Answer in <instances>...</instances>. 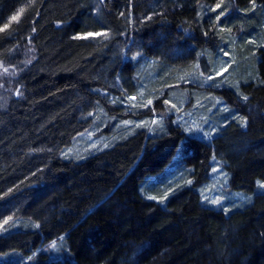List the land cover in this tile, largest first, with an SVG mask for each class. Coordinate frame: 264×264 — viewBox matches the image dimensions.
<instances>
[{
  "label": "trees",
  "instance_id": "trees-1",
  "mask_svg": "<svg viewBox=\"0 0 264 264\" xmlns=\"http://www.w3.org/2000/svg\"><path fill=\"white\" fill-rule=\"evenodd\" d=\"M94 1L0 0V25L27 8L12 35L0 33V64L16 69L0 99V216L11 217L0 264H264V192L229 215L199 193L215 157L232 189L251 194L264 183V45L255 39L264 0H101L100 16ZM102 31L107 38L74 39ZM233 42L238 81L213 95L240 120L216 137L189 135L159 99L160 134L140 128L84 159L64 155L103 111L108 134L149 114L114 102L137 94L146 64L157 83H175L170 73L211 67ZM174 161L193 181L164 206L144 187ZM62 236L69 252L53 258L45 247Z\"/></svg>",
  "mask_w": 264,
  "mask_h": 264
},
{
  "label": "rangeland",
  "instance_id": "rangeland-1",
  "mask_svg": "<svg viewBox=\"0 0 264 264\" xmlns=\"http://www.w3.org/2000/svg\"><path fill=\"white\" fill-rule=\"evenodd\" d=\"M94 5L96 14L100 16L101 0H95ZM101 33L107 32L102 31ZM97 38L105 37L90 39ZM255 39L264 45V29L258 31ZM234 44L233 42L228 49L222 51L211 67L205 64V68H201V70L197 67L192 70L176 69L178 71L169 74L170 79H174L175 83L170 80H165L164 84L157 83L152 65L146 64L141 72L143 83L137 94L129 96L136 97V100L127 102L122 98H116L114 102L123 106L124 112L139 114L148 110L150 115L142 113L136 119L122 120L115 126L114 132L108 134L107 132L101 133L107 127L110 116L103 111L105 114L102 112L100 119L97 116L93 126L74 138L72 144L64 150V155L69 159H84L87 155L113 146L121 137L129 136L140 128H146L150 134H160L164 131L165 121L160 115L159 108L156 107V102L159 99H162L160 106L164 105L167 113L173 114L175 122L180 123L189 135L203 140L213 139L230 121L240 120L224 99L213 95V88L224 87L228 84L235 85V82L238 81L237 77L240 73L238 47ZM3 68H7L8 71L4 72ZM14 73H16V69L14 71V69L4 66L0 68V99L2 96L7 95V98L10 96L12 90L10 82L14 78ZM149 99L153 101L152 104L143 107L142 105L146 104ZM153 120H156L157 123L153 124ZM126 121L130 123H125ZM197 125L199 126L198 130ZM190 128L192 131H189ZM189 172H191L190 167L183 166L179 161H174L163 174L152 175L144 189L150 199L159 201L166 206L178 187L191 185L193 180L189 177ZM261 184L264 183L259 182L257 192L251 194L232 189L229 172L224 168L222 159L215 157L211 163L208 179L199 187V193L204 205L229 215L233 211L243 210L252 205L257 194L264 192V187H261ZM214 200H219V203H212ZM9 217L5 214L0 216V223ZM5 229L6 225L0 229V234L6 231ZM47 248L53 253V258L59 255L64 258L69 252L66 236L51 243V247L49 245L45 247L46 250ZM10 259L11 257L6 256L4 261Z\"/></svg>",
  "mask_w": 264,
  "mask_h": 264
},
{
  "label": "snow or ice",
  "instance_id": "snow-or-ice-1",
  "mask_svg": "<svg viewBox=\"0 0 264 264\" xmlns=\"http://www.w3.org/2000/svg\"><path fill=\"white\" fill-rule=\"evenodd\" d=\"M27 2L29 5H31V4H34L36 2V0H27ZM222 7H223V3H219L215 6V8L212 9V11L215 12V11L221 9ZM26 11H27V8L25 6L18 8L17 11H15L11 16H9L7 18L6 22H3L2 25H0V33H8L9 35H12L13 34V31H12L13 25L19 26L21 24V19H22V17H24ZM225 14H226L225 11H219L217 16H216V20L220 21L222 19V17L225 16ZM33 31H35V29H33ZM107 36H108L107 33L95 32V33H86L83 36L78 34L76 37H74V39H88V38H94V37H105V38H107ZM134 58L135 57H133V59ZM2 67H3V65L0 64V68H2ZM3 71L7 72L8 69L3 68ZM209 78H211V77H209ZM245 99H247V97H245ZM135 100H136V97H129L130 102H133ZM121 102H123V101H121ZM152 102L153 101L151 99H149L147 101V103L142 105V106L148 107L149 105L152 104ZM133 106H135V105H133ZM173 107H175V106L173 105ZM125 123H130V122L126 121ZM152 123L155 124V123H157V121L153 120ZM196 128L198 130L199 126L197 125ZM189 131H192V129L190 128ZM205 135H208V134L205 133ZM261 187H264V184H261ZM152 198L154 199V197H152ZM212 203H219V200H214V201H212ZM10 220H11V217L4 219L3 222L0 223V229H3L5 225H8ZM29 259H31V258H29Z\"/></svg>",
  "mask_w": 264,
  "mask_h": 264
},
{
  "label": "bare ground",
  "instance_id": "bare-ground-1",
  "mask_svg": "<svg viewBox=\"0 0 264 264\" xmlns=\"http://www.w3.org/2000/svg\"><path fill=\"white\" fill-rule=\"evenodd\" d=\"M189 137V136H188Z\"/></svg>",
  "mask_w": 264,
  "mask_h": 264
}]
</instances>
